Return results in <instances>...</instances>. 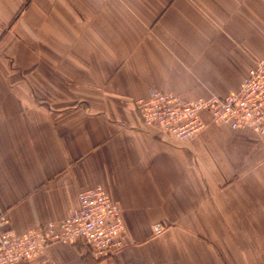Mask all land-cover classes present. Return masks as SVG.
<instances>
[{"label": "crops", "instance_id": "1", "mask_svg": "<svg viewBox=\"0 0 264 264\" xmlns=\"http://www.w3.org/2000/svg\"><path fill=\"white\" fill-rule=\"evenodd\" d=\"M261 57L264 0H0V209L23 233L100 185L125 223L110 260L16 264H264V136L203 113L181 142L135 106L235 93Z\"/></svg>", "mask_w": 264, "mask_h": 264}, {"label": "built area", "instance_id": "2", "mask_svg": "<svg viewBox=\"0 0 264 264\" xmlns=\"http://www.w3.org/2000/svg\"><path fill=\"white\" fill-rule=\"evenodd\" d=\"M138 114L161 134L188 142L203 130L208 113L216 123L233 129L250 128L264 136V57L258 58L237 92L185 100L179 95L151 88L135 101ZM125 231L120 207L104 187L78 191L77 206L61 220L16 232L6 211L0 209V264H16L37 257L56 242L84 241L93 257L114 258L123 247L119 236Z\"/></svg>", "mask_w": 264, "mask_h": 264}, {"label": "bare ground", "instance_id": "3", "mask_svg": "<svg viewBox=\"0 0 264 264\" xmlns=\"http://www.w3.org/2000/svg\"><path fill=\"white\" fill-rule=\"evenodd\" d=\"M143 121V120H142ZM123 214V213H122Z\"/></svg>", "mask_w": 264, "mask_h": 264}]
</instances>
